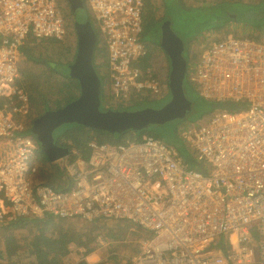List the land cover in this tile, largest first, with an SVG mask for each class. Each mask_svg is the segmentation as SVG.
<instances>
[{
	"label": "built area",
	"instance_id": "obj_1",
	"mask_svg": "<svg viewBox=\"0 0 264 264\" xmlns=\"http://www.w3.org/2000/svg\"><path fill=\"white\" fill-rule=\"evenodd\" d=\"M88 3L110 50L112 98L134 89L159 94L162 84L156 67L146 64L141 39L145 0ZM29 33L65 37L57 0H0V221L129 220L150 234L130 264H264V40L232 36L201 52L192 81L202 96L246 105L217 110L184 130L193 167L147 133L124 144L91 138L66 162L73 186L59 190L31 178L40 147L26 133L31 103L19 84ZM221 237L226 250H214Z\"/></svg>",
	"mask_w": 264,
	"mask_h": 264
},
{
	"label": "trees",
	"instance_id": "obj_2",
	"mask_svg": "<svg viewBox=\"0 0 264 264\" xmlns=\"http://www.w3.org/2000/svg\"><path fill=\"white\" fill-rule=\"evenodd\" d=\"M212 1L214 2L211 6H194L205 8L211 12V14L206 15V23L213 25L211 28L218 30L226 26L228 22L245 24L243 27L249 31L248 34L243 36L236 35V37L250 38L257 41L264 40V24L261 25L258 17L253 16V18H251L246 14L243 18L238 20L235 19L236 21L232 18V11L234 8L237 7L241 9V6H244L251 8L255 13L258 4L264 0ZM155 2L156 0H145L143 33L141 39L145 42L148 49L146 64L157 63L153 59H156V55H159L156 48L157 43L151 39L150 42L146 41L147 35H151L152 38H154L153 33L157 30L156 28H159L161 23L160 18L157 17L155 9L153 8ZM199 2H203V0H199ZM58 3L65 16L67 27L66 36L61 40L51 38L42 42L37 40L34 35L29 34L27 43L22 47L23 57L20 62L21 77L19 79V84L29 95L31 103V125L26 133H35L32 126L33 122L38 117L49 110H56L64 107L74 100L77 96L76 94L79 93V86L76 80L61 76L55 69L48 66L46 63L55 59H59L62 62H72L77 54L78 32L81 31L79 25H82V23H79L77 17H74V11L69 4V0H58ZM83 3L85 6L83 10L87 15L86 22H89L93 26L98 37L94 61L103 87L101 98L105 100L104 102L106 104L110 105L112 103L109 102V99L114 101L111 95L112 88L109 84L111 70L109 63L110 50L106 38L100 30L95 13L89 7L87 0H83ZM229 6H233L230 11V17L227 16L229 13ZM161 29L160 31L163 33V29ZM160 48L162 47L160 46ZM197 56L198 55H196V58ZM188 68H191V66H188ZM160 73V80L162 86H164L166 84V74ZM69 88H75L76 94H69ZM147 98L148 96H142V99H139L145 100ZM211 101H213L215 111L226 110L235 112L244 109L246 105V102L236 100ZM113 105L116 104L113 103ZM102 106L107 108V105L102 104ZM145 133L169 145L163 138L156 135L153 131H149L146 126L138 130H135L133 127H127L121 131L111 132L107 130H93L83 125H73L61 135L65 146L72 150V146L70 142H68V139L74 140L75 146H81L91 138H96L98 141L105 143L124 144L129 141L138 140ZM188 150V158L184 159L183 156L182 158L193 167L195 163L190 158L192 150L190 148H188ZM39 153L42 155L43 162L38 171L31 175L32 183L38 184L44 182L59 190H66L72 187L74 180L66 168V162L75 161L79 154L72 151L70 154L60 159L51 160L42 150H39ZM59 161L60 164H56L58 166L52 165ZM47 166L53 167L52 170L50 171L45 168ZM52 217L53 216L49 215L43 217L29 216L0 221V264H103L102 262L91 263L85 259V257L89 256L97 249L95 247L96 239L101 237V234L104 232H107V235H105V239L107 240H122L119 245L116 246L117 249L116 247H112L116 250L121 248L130 249V246L134 245L131 250L137 251L138 244L140 248L142 240L150 235L146 229L129 220L118 221L117 223L121 225L119 224V228L116 229L114 226L116 221L112 222V220L102 222L83 221L82 223L74 221L71 222L72 224H69L67 221H53ZM29 228H36L38 234L32 235V231L30 232ZM119 229L127 233L129 232V237L127 239L125 237H120L118 234ZM219 240L221 241L220 247L226 250L224 237H221ZM74 250H80L84 258L80 256L78 260L72 262L70 255ZM114 254L118 255L115 252ZM135 255L136 254H134V256ZM133 257H128V262L126 264H130Z\"/></svg>",
	"mask_w": 264,
	"mask_h": 264
},
{
	"label": "rangeland",
	"instance_id": "obj_3",
	"mask_svg": "<svg viewBox=\"0 0 264 264\" xmlns=\"http://www.w3.org/2000/svg\"><path fill=\"white\" fill-rule=\"evenodd\" d=\"M229 1H233V0H229ZM213 2L214 1L199 2V0H182V1L156 0L153 8L155 9L157 17L160 18L161 23L159 25V28H156L157 30H155L153 33L154 38H152L151 35H150L151 37L147 35L146 41L150 42L152 40L155 41L157 45H161L162 33L160 29L161 28L163 29L164 27L171 28L177 34L180 42L183 44L182 54L185 60L187 61L188 66H191V68H189L186 72L182 74L180 78V84L177 87L179 90L178 89L173 90L171 89V87H169L166 84V86L162 87L161 95L155 97L149 96L145 100H141L139 98H137V100H124L121 102L122 106L118 108L122 113L134 114L136 112L137 113L144 112L152 108L166 106L171 102H175L177 108L173 117L164 119L162 121L153 122L147 125L146 128L149 131H153L156 135L160 136L166 142H168V144L174 147L178 151V153L184 157V159L188 158L189 156L188 148L191 149L190 144L187 143L183 137L184 130L189 129L191 127L202 125V123H204L206 119H208L215 111L213 101L204 98L201 94L200 86L192 81V75L198 66L199 63L198 60L201 52L204 49H206L208 46H210L212 43L218 41L219 39H225L236 35L243 36L248 34L249 32L247 29L243 27L245 24H239V23L237 24L234 22L233 23L228 22L226 26L218 30L211 28L213 27V25H209L206 23L207 21L206 15L211 14V12H209L205 8L194 7V6L195 5L211 6ZM57 5L61 9L62 14L64 15L63 10L58 3V0H57ZM232 7L233 6L228 7V11H229L227 15L228 17H230L231 15L230 11ZM256 9L257 11L254 13L251 8L241 6L240 9L236 7L232 11L233 13L232 18L234 20L235 19L238 20L240 18L245 17L246 14L251 18H253V16H256L258 17V20L260 21L261 25H263L264 1L259 3ZM81 15L83 16H79L77 21L86 22L87 19L85 17V14H81ZM81 17L83 18V20L80 19ZM31 34L34 35V37L39 41L43 42L49 40L48 38H42L33 33ZM196 55H198L197 58ZM21 57H23L22 54ZM167 61L170 60L167 58L164 59V61L162 62V66L164 67L163 71L165 72L167 71L168 68H170V65L167 63ZM172 69L173 68H171V70ZM74 89L75 88H69L68 89L69 94H73V93L76 94ZM111 103H115V102H111ZM33 136L35 137V139H37L36 134H33ZM38 142L41 145L43 144V141L41 139H39ZM68 142H70L72 146V150H77L84 145L83 144L81 146H75L74 145L75 141L70 139H68ZM89 154H90L89 151H85L84 157L88 159ZM38 159L40 160L39 164L41 166L43 160H42V155L40 153H38ZM56 164H60V161L52 165L58 166ZM45 168L51 171L53 167L47 166ZM52 218L53 221H58V222L67 221L69 224H72L71 222L74 221H77L78 223H82L83 221L85 222V220H78V219L71 220V219L57 218L55 216H53ZM98 221L102 222V221H110V220L103 219V220H97L96 222ZM113 221H116V223H114V226L116 229H118L119 228L118 225L120 223L117 222L125 221V220H112V222ZM88 222H92V221H88ZM31 231H32V235L38 234V230L36 228L30 229V232ZM128 233L121 229L118 230V234L120 235V237H125L126 239L129 237ZM105 235H107V232H104L103 234H101V237L96 239L95 247L97 249L89 256H86L89 262L91 263L102 262L103 264H126L128 262V257L131 258L134 256V254H137L140 251L139 244L137 251L131 250L133 249L134 245H131L130 249L121 248L116 250L117 249L116 246L119 245V243L122 240H113V239L107 240L105 239ZM220 245H221V241L217 240V242L213 244V249L216 250L217 248H219L220 250H223V248H221ZM112 247H116V249ZM114 252L118 255H115ZM81 255L82 253L80 250H74V252L70 255V259L72 262H74L75 260H78Z\"/></svg>",
	"mask_w": 264,
	"mask_h": 264
},
{
	"label": "water",
	"instance_id": "obj_4",
	"mask_svg": "<svg viewBox=\"0 0 264 264\" xmlns=\"http://www.w3.org/2000/svg\"><path fill=\"white\" fill-rule=\"evenodd\" d=\"M69 1L75 11L84 8L83 0ZM80 27L83 30L78 34L77 54L73 62L70 64L46 62L59 74L76 80L79 86V93L74 100L57 110L47 111L34 122V131L43 141L42 151L51 160L60 159L71 153L69 148H60L56 145V138L73 125L111 132L121 131L127 127L138 130L153 122L173 117L177 108L175 102L134 114L122 113L116 108H104L101 100L103 87L94 61L97 33L90 23L79 25ZM163 34L161 44L171 57L174 67L172 78H176L177 82L176 86L173 84L171 86L173 90H177L182 74L187 71V62L182 55L183 44L171 28H166ZM168 36L173 39L176 49L168 46ZM171 109L172 112H169Z\"/></svg>",
	"mask_w": 264,
	"mask_h": 264
},
{
	"label": "flooded vegetation",
	"instance_id": "obj_5",
	"mask_svg": "<svg viewBox=\"0 0 264 264\" xmlns=\"http://www.w3.org/2000/svg\"><path fill=\"white\" fill-rule=\"evenodd\" d=\"M69 4H70V6H71V8L73 9V11H74V17H77V19H78V17L79 16H83V15H81V14H85V17L87 16L86 15V13L84 12V10H83V8H80V9H78L77 11H75L74 10V7H73V5H72V3L69 1ZM85 7V6H84ZM81 20H83V18L81 17L80 18ZM79 23H82V25L83 24H86V23H89V22H79ZM81 29V31L83 30V28H80ZM166 29V27L162 30L163 31V33H164V30ZM80 31V32H81ZM162 33V35H161V39L163 40V34ZM78 34H79V32H78ZM162 42V41H161ZM167 44H168V46L170 47V48H174L175 47V45H174V43H173V39L170 37V36H168L167 37ZM77 45H78V43H77ZM160 46L163 48H160ZM156 48H157V52L159 53V55H156V59H153L155 62H157V63H154L153 65L156 67V69H157V73H158V78L160 79V72H162L163 74H166V84L169 86V87H171V89H172V84L174 85V86H176V84H177V82H176V78H172V74H173V72H174V67H173V65H172V61H171V57L169 56V54L167 53V51L164 49V47L162 46V44L161 45H157L156 44ZM161 49V50H160ZM175 49H176V47H175ZM183 55V54H182ZM169 59L170 61H167V63L170 65V68H168L167 69V71L165 72V71H163V69H164V67L162 66V62L164 61V59ZM184 58V57H183ZM185 59V58H184ZM186 61V60H185ZM49 62H55V63H60V64H70V61H68V62H62V61H60L59 59H55V60H51V61H49ZM73 62V61H72ZM71 62V63H72ZM187 62V61H186ZM48 65V64H47ZM49 66V65H48ZM187 67H188V64H187ZM159 68H160V70H159ZM171 68H173L172 70H171ZM189 68H187V70H188ZM59 73V72H58ZM61 75V74H60ZM61 76H63V75H61ZM167 76H168V78H167ZM68 79H71V78H68ZM161 81V80H160ZM162 84V83H161ZM166 84L164 85V86H166ZM164 86H162V87H164ZM162 94V88H161V92L159 93V94H156V95H154V94H152L151 92H149V91H145V90H143V89H141V90H139V89H134V90H132V94L131 95H129L128 97H123V96H121V97H117V98H114V101L112 100V99H109L111 102H115L114 104H116V106L115 105H113V103L112 104H110V105H108V104H106L104 101V99H102L101 98V100H102V104L103 105H107V108L109 109V108H116V109H118V108H120V106L122 105L121 104V102L122 101H124V100H137V98H141L142 99V96L143 97H145V96H150V97H155V96H159V95H161ZM77 95V94H76ZM134 96H135V98H134ZM140 96V97H139ZM77 97V96H76ZM75 97V98H76ZM74 98V99H75ZM108 99V98H107ZM121 101V102H120ZM125 105H127V104H125ZM124 106V105H123ZM153 109V108H152ZM57 110V109H56ZM119 111H120V109H118ZM169 112H172V109L169 111ZM137 113V112H136ZM42 116V115H41ZM35 122V121H34ZM34 122H33V129L35 128V125H34ZM35 130V129H34ZM38 139V138H37ZM39 140V139H38ZM43 145V144H42ZM42 145L39 143V147H40V151L42 150ZM56 145H58L60 148H68V147H66L65 146V144L62 142V135L59 137V138H56ZM71 150V149H70ZM73 150H71V152H72Z\"/></svg>",
	"mask_w": 264,
	"mask_h": 264
},
{
	"label": "bare ground",
	"instance_id": "obj_6",
	"mask_svg": "<svg viewBox=\"0 0 264 264\" xmlns=\"http://www.w3.org/2000/svg\"><path fill=\"white\" fill-rule=\"evenodd\" d=\"M26 132H27V130H26ZM29 136H31L32 137V139L39 145V142H38V140L37 139H35V137L33 136V134H36V136H37V138L38 139H41L38 135H37V133H27Z\"/></svg>",
	"mask_w": 264,
	"mask_h": 264
},
{
	"label": "clouds",
	"instance_id": "obj_7",
	"mask_svg": "<svg viewBox=\"0 0 264 264\" xmlns=\"http://www.w3.org/2000/svg\"><path fill=\"white\" fill-rule=\"evenodd\" d=\"M88 1V0H87ZM88 5H89V3H88ZM89 7H90V5H89ZM91 8V7H90ZM94 12V11H93ZM96 16V15H95ZM67 34V33H66ZM66 36V35H65Z\"/></svg>",
	"mask_w": 264,
	"mask_h": 264
},
{
	"label": "crops",
	"instance_id": "obj_8",
	"mask_svg": "<svg viewBox=\"0 0 264 264\" xmlns=\"http://www.w3.org/2000/svg\"><path fill=\"white\" fill-rule=\"evenodd\" d=\"M71 220H75V219H71Z\"/></svg>",
	"mask_w": 264,
	"mask_h": 264
}]
</instances>
